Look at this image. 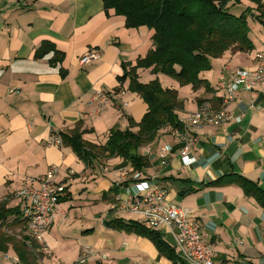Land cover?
<instances>
[{"label":"crops","instance_id":"crops-1","mask_svg":"<svg viewBox=\"0 0 264 264\" xmlns=\"http://www.w3.org/2000/svg\"><path fill=\"white\" fill-rule=\"evenodd\" d=\"M239 1L231 7L237 14L256 7ZM254 13L247 17L253 49L226 50L199 74L210 91L163 81L152 67L137 68L138 81L157 78L162 87L175 89L181 122L201 101L221 109L220 76L228 79L232 71L252 67L255 54L264 51V24ZM152 35L146 26L127 28L125 17L113 9L105 12L102 0H0V201L21 207L14 193L38 187L51 165L59 166L58 180L66 186L44 233L46 253L34 250L41 252L38 264H71L83 253L86 264H174L146 235L109 223L142 221L125 208L136 192V173L150 188L165 187L167 202L191 211L189 219L215 260L264 264V208L232 181V175H241L264 188V82L236 91L224 106L231 120L189 128L195 158L190 165L180 159L183 143L171 126L138 149L149 161L141 171L118 156L86 164L69 146L46 142L52 132L78 127L86 141L104 144L111 129L128 128L129 118L141 120L147 104L128 88L129 77L123 82L119 77L152 48ZM91 49L100 57L81 64L80 57ZM163 145L171 147L166 164L159 157ZM223 176L225 183L210 185ZM14 229L18 234L20 228ZM156 230L177 253L170 229ZM22 232L27 234L26 227ZM1 254L17 257L12 248ZM0 264L13 263L2 257Z\"/></svg>","mask_w":264,"mask_h":264},{"label":"trees","instance_id":"trees-1","mask_svg":"<svg viewBox=\"0 0 264 264\" xmlns=\"http://www.w3.org/2000/svg\"><path fill=\"white\" fill-rule=\"evenodd\" d=\"M102 1L105 12L113 9L116 14L125 17L127 28L146 26L153 29L152 48L137 60L134 67L119 77L122 82L129 77L128 88L144 100L147 111L139 122L129 118L128 128L111 129L104 144L86 141L78 127L68 133H60V136L63 145L69 146L86 164L98 158L118 156L133 171H141L149 165V161L146 156L138 153V149L152 141L160 128L171 126L182 131L183 124L176 114L179 105L177 91L162 87L157 78L147 83L139 82L137 68L152 67L154 73L169 75L180 85L190 84L194 90L204 87L210 91L209 83L199 74L210 70L212 59L220 57L226 50L247 52L253 49V43L248 37L247 17L255 12L253 18L264 24V1L249 0L256 7L253 10L246 7L238 14L231 7L239 3V0ZM226 180V176H223L210 185L225 183ZM232 181L264 208V188L241 175H232ZM20 210L21 207L8 206L6 201H0V252L6 253L12 248L18 258V262L13 264H38L41 252L34 250L40 249L41 245L29 235L21 234L26 224L20 219ZM109 223L116 228L133 229L146 235L159 252L174 264H187L158 230L149 228L143 221L126 222L115 218ZM17 226L21 231L18 234L7 230Z\"/></svg>","mask_w":264,"mask_h":264},{"label":"built area","instance_id":"built-area-1","mask_svg":"<svg viewBox=\"0 0 264 264\" xmlns=\"http://www.w3.org/2000/svg\"><path fill=\"white\" fill-rule=\"evenodd\" d=\"M99 57L100 52L91 49L80 57L79 62L87 64ZM262 82H264V51L255 54V63L252 67L236 69L230 73L228 79L220 76L217 89L221 93L223 107L214 110L208 101H204L195 112L182 121L183 130H176V137L183 143L179 154L184 165H190L195 161V158L190 156L194 139L189 128L231 120L232 116L224 106L235 97L236 91L241 88L253 90ZM46 142L55 147L63 145L61 136L56 132H52ZM170 151L169 145L159 148L162 164H166ZM58 173L59 166L51 165L40 178L38 187L25 186L14 193L21 199L20 219L26 224L27 234L41 245L39 251L45 250L44 233L59 211L60 199L66 192L65 184L58 180ZM139 177L140 174L136 173L134 176L136 181L133 183L136 192L125 201V208L138 214L151 228H169L175 239L177 254L187 264H225L214 259L212 247L203 241L200 229L189 219L191 211L167 202L165 187L150 188L149 183L139 180ZM9 259L12 263L18 262L17 257ZM86 260V254L83 253L71 264H86Z\"/></svg>","mask_w":264,"mask_h":264},{"label":"rangeland","instance_id":"rangeland-1","mask_svg":"<svg viewBox=\"0 0 264 264\" xmlns=\"http://www.w3.org/2000/svg\"><path fill=\"white\" fill-rule=\"evenodd\" d=\"M161 76H163V81H176L174 78H172V77H170L169 75H166V74H162ZM177 82V81H176ZM178 83V82H177ZM10 229V230H9ZM8 231H11L12 230V232L14 233L16 230L15 229H11V228H8L7 229ZM21 234H25L24 232H22ZM26 235H28V234H26ZM42 252H44V253H46V251L45 250H41ZM4 254H1L0 255V258H2V257H4L5 259H9V258H11L12 257V255H10V254H5L4 256H3ZM10 260V259H9Z\"/></svg>","mask_w":264,"mask_h":264}]
</instances>
